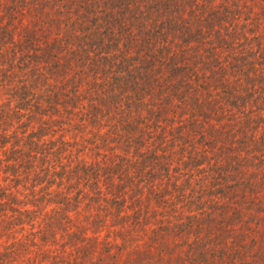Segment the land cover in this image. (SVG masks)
<instances>
[{
  "label": "trees",
  "instance_id": "16d2710c",
  "mask_svg": "<svg viewBox=\"0 0 264 264\" xmlns=\"http://www.w3.org/2000/svg\"><path fill=\"white\" fill-rule=\"evenodd\" d=\"M0 264H264V0H0Z\"/></svg>",
  "mask_w": 264,
  "mask_h": 264
}]
</instances>
